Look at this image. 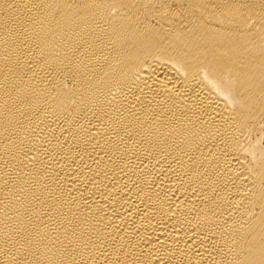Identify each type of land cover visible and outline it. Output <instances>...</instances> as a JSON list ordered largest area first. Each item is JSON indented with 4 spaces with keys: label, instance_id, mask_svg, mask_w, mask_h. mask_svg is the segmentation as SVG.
Instances as JSON below:
<instances>
[{
    "label": "bare ground",
    "instance_id": "1",
    "mask_svg": "<svg viewBox=\"0 0 264 264\" xmlns=\"http://www.w3.org/2000/svg\"><path fill=\"white\" fill-rule=\"evenodd\" d=\"M0 264H264V0H0Z\"/></svg>",
    "mask_w": 264,
    "mask_h": 264
}]
</instances>
